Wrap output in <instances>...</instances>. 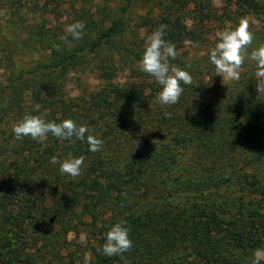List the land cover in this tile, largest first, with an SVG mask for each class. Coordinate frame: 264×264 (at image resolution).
<instances>
[{"label":"trees","instance_id":"16d2710c","mask_svg":"<svg viewBox=\"0 0 264 264\" xmlns=\"http://www.w3.org/2000/svg\"><path fill=\"white\" fill-rule=\"evenodd\" d=\"M151 1L165 7L166 10L155 19V26L157 29L162 24L167 26L163 38L175 48L203 35L184 18L180 9L187 4L182 0H171V5H167L169 0H123L104 19H87L81 39H73L67 33L60 38L43 34L46 50L30 66L24 67L11 55L0 59L6 69L5 83L0 82V130L10 117L21 116L22 120L26 115H39L56 123L74 120L103 141L102 150L93 153L85 141H62L51 134L43 143L29 137L20 140L14 135L9 137V141L14 140V163L10 167L16 168V173L9 175L10 180L0 183V225L9 227L16 223L20 230L13 231L15 243L10 238L0 240V264H49V260L62 257L65 245L50 241L34 251L24 243L21 232L27 226L26 221L34 215L33 210L38 208L30 179L49 164L53 156L61 160L83 156L87 163L75 181L60 177V173L58 178L66 185L63 191L54 187L49 191L58 197L52 219L66 220L61 221L67 232L71 230L70 214L83 200V214L91 215L94 220L92 231L97 235L98 243L90 247L91 259L83 256L78 264H162V256L173 252L179 239L188 244L193 256L180 264H251L250 259L239 260L235 252L264 247V176L250 167L256 163L257 156L245 162L236 160L230 169L217 166L216 173L210 171L206 175L204 172L198 177H188L187 172L181 171L183 166L179 158L180 150L189 148L201 135L206 137L216 133L220 145L233 146L236 142L233 131L237 127L239 135L249 132L255 143L261 142L264 109L256 87H225L221 90L220 94L227 97V102L224 101L218 116L203 118L196 107L187 110L186 118L180 117L176 132L166 143L155 142L149 137L152 132L150 122L154 118L143 113L153 104L154 97L142 84L109 83L92 97L87 111L81 107L68 110L64 106L63 84L72 71L91 69L104 78L116 67L117 61L127 57L134 62L142 59V39H133L128 34L131 28L129 12ZM194 1L196 19L199 26L204 27L217 16L214 0ZM221 2L224 5L221 18L233 24L250 16L264 19V0ZM65 36L67 41L62 39ZM261 45L264 43L251 46L248 53ZM93 60H98L94 66ZM180 64L191 76L214 67L204 59L181 61ZM41 82L46 85V99L40 103L42 111L26 114L21 109L26 92ZM198 91L190 94L195 95ZM177 105L186 107L189 103L183 97ZM187 117L192 122L186 121ZM103 125H107V130L100 133ZM238 190L243 194L237 197L233 193ZM23 193L29 195L28 202ZM40 193L44 198L45 193ZM173 198L186 200L183 208H176V214L167 210L166 203ZM100 218L104 219L98 225ZM117 223L129 229L133 246L123 256L103 255L98 249L105 243L106 232Z\"/></svg>","mask_w":264,"mask_h":264},{"label":"rangeland","instance_id":"374dc122","mask_svg":"<svg viewBox=\"0 0 264 264\" xmlns=\"http://www.w3.org/2000/svg\"><path fill=\"white\" fill-rule=\"evenodd\" d=\"M122 1L123 0H0V59L11 55L14 59L21 61L20 64L24 67L30 66L46 50L45 44L42 43L43 34H49L60 38L66 33L65 30L68 25L78 21L85 24L88 21L87 19L91 18L97 20L104 19L111 10L117 9ZM182 3L187 4L183 9H180L184 18L187 20L188 24L196 27L198 31H202L203 35L199 38L188 40L182 44L180 48H176L177 57L175 60L170 58L169 63L180 69L185 67L180 64L181 61L204 59L210 62L209 55L218 42V33L234 29L238 25L233 24L227 19L221 18L224 7L221 0H214V8L217 16L211 18L204 27H200L198 19H196V1L182 0ZM171 4V0L167 1V5ZM165 10L164 6L154 5V2L151 1L129 12L131 28L128 34L133 39H142L141 44L143 45V50L146 46L147 37L157 30L155 19ZM246 19L249 21L250 30L253 34L255 33L251 46L257 47L263 44L264 19L259 16H250ZM27 39L29 41L26 45L25 41H27ZM97 61L98 60H93L92 65H96ZM140 61L141 60H136V62H134L128 57L119 60L117 61L116 67L104 78L91 69L84 70L83 68H79L72 71L63 84L62 91H64L65 94L64 106H66L68 110H76L81 107L83 110L87 111V109L91 107L92 97L96 96L98 92L109 83H116L122 86L142 84L146 92L154 97L153 104L143 113L144 115L154 118V121L150 122L152 125V132H150L149 137L155 142L166 143L176 132L177 124L181 119L180 117L185 119L189 109L191 110L196 107L199 109V113L203 118L208 115L218 116L219 112L223 109L225 104L224 101L227 102V97L224 98L222 94H220L221 90H225V87H256L255 63L250 60H245L238 81L216 76L214 67L209 70L206 69L203 73L192 76V83L190 85H182L184 92L181 98L186 97L189 105L186 107H176L178 106L177 104L164 106L158 102V93L161 90L160 85L156 83L153 77L141 71ZM5 70V65L0 63V82L2 83H5L6 79ZM197 89L199 90L197 94H190V92L196 91ZM260 98L262 103L261 108L264 109V95H260ZM45 99L46 85L41 82L27 90L21 109L26 114L40 112L42 109L40 108L39 111H36L35 105H40ZM176 108L178 110L177 112H175ZM165 113H171V116L166 117L164 116ZM20 117L21 116L10 117L8 119L9 122L1 126L0 183L3 180H10L9 175H15L16 173V168L10 167V165L14 163L12 153L14 140L9 141V137L14 135L12 131L13 126L21 121ZM163 117L167 119H160ZM186 121L192 122L188 117ZM106 128L107 125H103L100 133L106 131ZM233 133H235L234 137L236 138L235 144L225 147L218 143V139H220L218 134L215 133L214 135L206 137H202L201 135L199 140L194 142L189 148L180 150V164L183 166L182 170H180L187 172L188 177L189 175L198 177L200 174H204V172L206 175L209 174L208 172L210 171L216 173L218 171L217 166L222 165L230 169L231 165L234 164L233 162L236 160L245 162V160L257 156L256 163L254 165L252 164L250 167L252 170H257V172L264 176V138L261 142L255 143L253 136L249 132V134L239 135L238 127ZM136 141L138 142V140ZM222 149L223 153L220 154ZM218 155H221V157L218 158ZM217 160H219V162ZM86 165L87 163L84 161L82 172ZM4 167L5 170H3ZM9 167L10 172H7ZM180 170L177 172L178 175L181 173ZM59 175V165L49 163L46 164L42 170L40 169L36 172L33 179H30L34 185L35 194L33 198L36 199L38 208L33 210L34 215L26 221L27 226L24 227V230L21 232L25 237L24 243H27V246L34 251L37 247H40V245L50 243V241L65 245L66 248L63 249L61 253L63 258L49 260V264H78L80 258L83 256L87 259H91L90 247L98 243V241L95 240L97 235L95 236L92 231V229L94 230V220L91 215L83 214L85 200L80 202L75 212H70V215H72V222L69 224V226L71 225L70 231L67 232L65 223L62 222L66 220L63 218L52 219L54 217L53 211L58 206V197L56 195L52 196L53 194L49 191L53 187L57 191H63L66 187V185L62 184L63 179L58 178ZM60 177H64L66 180H77L76 178L62 174ZM41 191L45 193L44 198L40 196ZM68 191L70 192L71 188ZM233 194L238 197L241 196L243 192L238 190ZM23 195H26L24 200L27 201L29 195L26 193H23ZM246 199L250 200L253 199V197ZM170 202L168 201V203H166L167 210H172V212L176 214L178 213L176 208H183L186 200L173 198L170 199ZM158 210L160 211V209ZM104 218L98 220V225L101 224L100 220ZM14 230H20L16 223L9 227L0 225V240L12 239ZM129 237L131 239V236ZM12 241L15 243L16 240L12 239ZM176 243H178V246L173 252L166 257L162 256V264H180L188 258H193V256H191V249L188 248L187 243L183 242L181 239ZM46 251L45 249L43 250V252L47 253ZM253 253L254 251L251 249H249L248 252L244 249L235 252L239 260L250 259L251 261L253 259ZM43 259L48 263L45 257ZM261 264H264V261H262Z\"/></svg>","mask_w":264,"mask_h":264},{"label":"clouds","instance_id":"9594fccd","mask_svg":"<svg viewBox=\"0 0 264 264\" xmlns=\"http://www.w3.org/2000/svg\"><path fill=\"white\" fill-rule=\"evenodd\" d=\"M166 25L159 28L147 37L146 46L140 61V69L153 77L161 87L158 93V102L164 106L175 105L179 102L184 88L182 85L192 83L191 74L178 67L172 66L169 59L175 60L177 51L174 44L164 40ZM85 25L83 22H75L68 25L66 33L73 39H81ZM67 41V36L63 37ZM254 40V34L250 30L247 19H241L239 24L230 30L218 33V42L211 50L209 60L214 65L216 76L228 80L238 81L241 69L246 59L255 63L256 92L264 95V45L253 48L250 53L248 49ZM58 47V46H57ZM40 105H35L39 111ZM170 117L171 113H165ZM14 137L18 140L29 137L34 141L43 143L49 134L58 140L73 139L85 141L88 150L95 153L102 150L103 141L89 133L86 126L78 125L74 120L64 119L59 123L46 121L39 115H26L20 122L13 126ZM50 163L59 165L62 175L76 178L81 175L84 157H69L59 159L58 156L51 157ZM133 242L129 237V229L120 223L110 227L105 234V243L98 249L106 256H123L131 250ZM264 261V248H257L253 253L251 264H261Z\"/></svg>","mask_w":264,"mask_h":264}]
</instances>
